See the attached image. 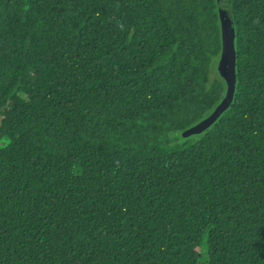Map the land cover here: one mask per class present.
<instances>
[{"label": "trees", "instance_id": "trees-1", "mask_svg": "<svg viewBox=\"0 0 264 264\" xmlns=\"http://www.w3.org/2000/svg\"><path fill=\"white\" fill-rule=\"evenodd\" d=\"M0 0V264H264V0Z\"/></svg>", "mask_w": 264, "mask_h": 264}, {"label": "water", "instance_id": "water-1", "mask_svg": "<svg viewBox=\"0 0 264 264\" xmlns=\"http://www.w3.org/2000/svg\"><path fill=\"white\" fill-rule=\"evenodd\" d=\"M218 4L220 7L219 15L222 30V53L218 64V72L227 84V93L223 101L216 107L209 117L182 133L184 138H189L206 132L231 107L234 101L237 85L235 23L233 12L229 8L227 0H222V2Z\"/></svg>", "mask_w": 264, "mask_h": 264}, {"label": "rangeland", "instance_id": "rangeland-1", "mask_svg": "<svg viewBox=\"0 0 264 264\" xmlns=\"http://www.w3.org/2000/svg\"><path fill=\"white\" fill-rule=\"evenodd\" d=\"M217 1H218V3L222 2V0H217ZM218 64H219V61H215L213 63L212 69H213L214 73H219L218 72ZM0 120H1V118H0ZM202 134L194 135V136H191L189 138H184L181 133H172V134H170L169 139H170V141H174L178 144L196 143L197 141H199L202 138V136H203Z\"/></svg>", "mask_w": 264, "mask_h": 264}]
</instances>
